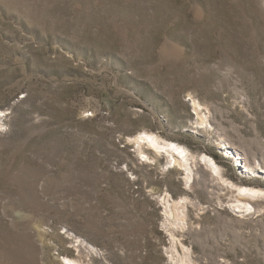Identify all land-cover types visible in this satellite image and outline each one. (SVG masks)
<instances>
[{"label": "rangeland", "instance_id": "obj_1", "mask_svg": "<svg viewBox=\"0 0 264 264\" xmlns=\"http://www.w3.org/2000/svg\"><path fill=\"white\" fill-rule=\"evenodd\" d=\"M0 112V264H264V0H0Z\"/></svg>", "mask_w": 264, "mask_h": 264}, {"label": "bare ground", "instance_id": "obj_2", "mask_svg": "<svg viewBox=\"0 0 264 264\" xmlns=\"http://www.w3.org/2000/svg\"><path fill=\"white\" fill-rule=\"evenodd\" d=\"M205 115V114H203ZM4 113L0 112V129L3 127V117ZM208 121V116H200V122L201 124H206ZM141 136H138L136 138V145L139 147L141 146V142H146L148 147L155 151V153H158L161 155L162 152H165V154L168 155V159L166 162V169L169 167H179L180 169L184 170L185 172V185L188 187L192 180V170L190 167V160L191 156L189 155L188 151L180 146V144L174 143V142H167L162 140L159 136L156 134H148L146 136V133L140 134ZM146 136V137H144ZM145 143V144H146ZM146 145V146H147ZM138 149V148H137ZM140 149V148H139ZM207 163H211V160H208ZM170 169V168H169ZM212 174L219 173V170L217 167H211ZM262 192V191H261ZM261 192L259 190L252 188H246L243 186H236V196H235V207L241 210H245V213H249L251 211L250 204L253 200H255L257 197L261 195ZM169 197H165L164 204L166 205V212L170 215V212L173 213V219L174 224L178 225L184 222L185 220V209H186V203L178 202L174 203L172 206L168 205ZM171 210V211H170ZM170 217V216H168ZM173 249V248H172ZM175 250H172L174 263L173 264H193L188 255V251H185V249L182 250L181 254H177L174 252ZM69 264H78L77 261H69Z\"/></svg>", "mask_w": 264, "mask_h": 264}, {"label": "water", "instance_id": "obj_3", "mask_svg": "<svg viewBox=\"0 0 264 264\" xmlns=\"http://www.w3.org/2000/svg\"><path fill=\"white\" fill-rule=\"evenodd\" d=\"M161 155L165 158V160H167L168 159V155L167 154H165V152H162L161 153Z\"/></svg>", "mask_w": 264, "mask_h": 264}]
</instances>
